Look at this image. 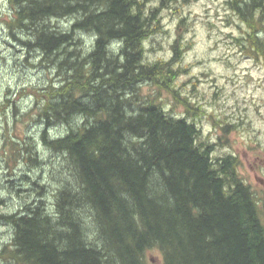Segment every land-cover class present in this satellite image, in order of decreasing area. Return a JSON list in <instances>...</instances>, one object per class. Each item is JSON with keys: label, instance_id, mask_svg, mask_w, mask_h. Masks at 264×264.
Masks as SVG:
<instances>
[{"label": "trees", "instance_id": "trees-1", "mask_svg": "<svg viewBox=\"0 0 264 264\" xmlns=\"http://www.w3.org/2000/svg\"><path fill=\"white\" fill-rule=\"evenodd\" d=\"M7 1L14 10L10 32L15 24L40 61L64 65L63 84L28 94L36 96L37 120L46 121L40 142L65 162L51 196L35 197L6 217L13 233L0 261L152 264L146 253L158 249L160 264H264L263 211L235 173L234 159L213 155L214 143L202 140L194 115H174L154 95L139 97L147 83L184 98L176 84L184 70L175 61L177 42L167 60L147 59L145 47L162 27L160 8L177 0L160 6H148L151 0ZM227 3L245 24L244 45L264 57V0ZM72 16L67 30L48 23ZM82 29L91 41L85 53L78 49L85 38L76 37ZM134 102L142 104L135 109ZM59 124L69 128L49 134ZM16 138L12 152L30 164L34 144ZM32 185L47 190L41 180ZM84 218L100 246L88 240Z\"/></svg>", "mask_w": 264, "mask_h": 264}, {"label": "rangeland", "instance_id": "rangeland-1", "mask_svg": "<svg viewBox=\"0 0 264 264\" xmlns=\"http://www.w3.org/2000/svg\"><path fill=\"white\" fill-rule=\"evenodd\" d=\"M160 4L161 0L147 3L148 6ZM159 14L162 27L145 41L146 57L167 60L172 55V44L177 42L179 53L175 61L179 59L177 66L184 70L179 72L176 84L184 98L175 100L164 91L157 93L147 83L140 86L139 97L154 95L168 112L194 115L202 140L216 141L219 154L235 155L238 172L254 188L264 216V184L255 179L256 175L264 181V57L254 56L244 45L245 24L227 0L171 1L168 7L160 8ZM12 18L11 5L0 0V213L5 214L19 211L35 197L51 196L61 175L58 174L61 160L65 162L64 155L55 154L40 142L38 133L46 121L37 120L36 96L28 94L29 89L42 95L46 87L52 90L64 77V65L59 67L55 60L40 61L37 49H22L20 41L27 40L28 35L15 24L14 42L9 27ZM75 18L51 17L48 23L52 28L66 30L69 21ZM76 37L87 36L78 32ZM141 104L132 105L136 109ZM56 126L49 130L52 136L69 128L67 124ZM15 137L34 144L36 153L29 157L30 164L21 153L12 152L11 141ZM35 180L44 182L47 190L43 193L33 190ZM84 222L88 226V240L100 245L93 224L85 218ZM12 233L13 226L0 220V250L9 243ZM146 259L160 264L161 253L158 249L149 250Z\"/></svg>", "mask_w": 264, "mask_h": 264}, {"label": "bare ground", "instance_id": "bare-ground-1", "mask_svg": "<svg viewBox=\"0 0 264 264\" xmlns=\"http://www.w3.org/2000/svg\"><path fill=\"white\" fill-rule=\"evenodd\" d=\"M10 5V4H9ZM71 16V15H70ZM73 17V16H72ZM62 18V17H61ZM59 19V18H58ZM63 20V19H62ZM51 21V20H50ZM76 21V20H75ZM59 22V21H58ZM68 25H69V23H68ZM16 28V27H15ZM68 29V28H67ZM66 29V30H67ZM84 29H82L81 30V34L82 35H86L87 36V32H84L83 31ZM53 32V31H52ZM59 32V31H58ZM63 32V31H62ZM15 32H12L11 33V36L13 37V40H14V42L16 41V39L14 38V36H15ZM17 35V34H16ZM92 35V34H91ZM89 36V35H88ZM86 37L85 39H84V41H85V43L84 42H82L83 40H82V38L80 39V40H82V41H79V43H78V49H80V50H82V52L84 51V53H85V49H86V46H88V48L86 49L88 52H89V50L91 49V41H90V36L89 37ZM28 39V38H27ZM89 43V45H87V43ZM113 43H115V40H114V42ZM69 44V43H68ZM86 44V45H85ZM92 44H94V43H92ZM119 44V43H118ZM81 45V46H80ZM20 46L22 47V49L23 48H26V46H25V44H23L22 43V41H20ZM73 46V45H72ZM115 46V45H114ZM121 46V45H120ZM119 47V46H118ZM117 47V48H118ZM27 48H30L29 46L27 47ZM70 48V47H69ZM114 48H116V47H114ZM33 49V48H32ZM38 49V48H37ZM42 50V49H41ZM114 50V49H113ZM39 51V50H38ZM116 51L117 50H114V52L116 53ZM119 52V51H118ZM42 53V52H41ZM67 56V55H66ZM55 57V56H54ZM61 59V58H60ZM63 59V58H62ZM45 60V59H44ZM57 60V59H56ZM55 60V61H56ZM143 60V59H142ZM70 62V61H69ZM53 63V62H52ZM90 64V63H89ZM64 75V74H63ZM66 76V75H65ZM72 77V76H71ZM61 79V78H60ZM55 81V80H54ZM61 83L62 82H60L59 83V85H61ZM63 84V83H62ZM58 85V86H59ZM56 86V85H55ZM134 89V88H133ZM136 97V96H135ZM131 99V98H130ZM84 102V101H83ZM87 103H89V102H87ZM125 103V102H124ZM61 135L62 134H60V135H58V137H61ZM44 147L46 146L45 144H42ZM219 159V158H218ZM226 176V175H225ZM226 177H228V176H226ZM231 186V185H230ZM230 197V196H229ZM10 214H13V213H10ZM10 214H5V213H0V220H4V221H7L8 219L6 218L7 216H9ZM8 222V221H7ZM91 234V233H90ZM93 239V238H92ZM99 241H100V238H99ZM97 242V241H96ZM96 245V244H95ZM100 246V245H99ZM99 248H101V247H99ZM109 249V248H108ZM147 251V250H146ZM106 252V251H105ZM108 252V251H107Z\"/></svg>", "mask_w": 264, "mask_h": 264}, {"label": "flooded vegetation", "instance_id": "flooded-vegetation-1", "mask_svg": "<svg viewBox=\"0 0 264 264\" xmlns=\"http://www.w3.org/2000/svg\"><path fill=\"white\" fill-rule=\"evenodd\" d=\"M215 140H216V139H215ZM213 153H214L213 155H215V156H217V157H220V158H221L222 156H225V155L228 154V156H231V158L234 159V161H235V163H236V165L234 166V168H235V173L238 175V178H239L241 181H243L245 184H247V185L250 187V190L252 191L253 195L256 197V195H255V191H254V188L252 187V185H251L249 182H247V180H246L245 178H243V177L239 174V172H238L239 164H237V162H236V157H235V155H233L232 153H225L224 155L217 153V152H216V141H215V143H214ZM255 179H258L259 181H261V182L264 184L263 179H261V178H257L256 175H255Z\"/></svg>", "mask_w": 264, "mask_h": 264}]
</instances>
